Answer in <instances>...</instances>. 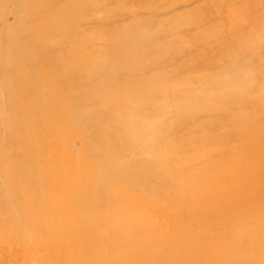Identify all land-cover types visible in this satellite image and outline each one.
<instances>
[{
    "label": "bare ground",
    "instance_id": "obj_1",
    "mask_svg": "<svg viewBox=\"0 0 264 264\" xmlns=\"http://www.w3.org/2000/svg\"><path fill=\"white\" fill-rule=\"evenodd\" d=\"M0 264H264V0H0Z\"/></svg>",
    "mask_w": 264,
    "mask_h": 264
}]
</instances>
